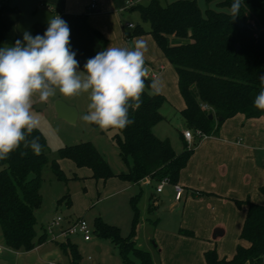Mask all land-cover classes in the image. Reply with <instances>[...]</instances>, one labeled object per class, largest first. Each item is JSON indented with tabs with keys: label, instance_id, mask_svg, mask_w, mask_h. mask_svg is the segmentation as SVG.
<instances>
[{
	"label": "trees",
	"instance_id": "trees-1",
	"mask_svg": "<svg viewBox=\"0 0 264 264\" xmlns=\"http://www.w3.org/2000/svg\"><path fill=\"white\" fill-rule=\"evenodd\" d=\"M200 1L176 0L162 5L159 0H150L146 6L138 4L129 10L139 11L142 20L149 24L147 33L174 67L185 103L181 117L188 129L200 131L201 139L217 136L223 123L235 116L259 119L264 115V111L254 106L261 90L260 76H264V0H242L239 15L234 19L230 14L233 0H202L204 8ZM7 10L13 11L8 0H2L0 44L14 46L16 41L3 17ZM145 33L138 26L132 37ZM95 34L106 45L105 38L98 32ZM145 83L140 108L128 112L133 123L116 128L120 133L115 137L119 155L126 163L131 160L126 172L114 174L91 143L60 148V158L72 161L78 168L90 169L95 180L107 181L117 176L121 181L139 184L146 179L160 182L168 178L171 185L178 184L193 148L185 145L182 153H176L168 139L154 133V127L164 120L161 109L166 98L160 93L150 95L152 81L145 79ZM210 114L214 117L212 121L208 119ZM34 137L39 138L41 145L39 155L21 143L8 158L0 159V228L6 247L14 251L30 252L47 241L46 234L38 235L36 231L35 216L42 205L47 142L38 129L27 136L29 140ZM22 152L27 155H21ZM52 170L58 179L64 178L57 162L52 163ZM140 196L131 198L134 218L129 237L123 238L118 227L100 218L96 221L97 232L118 246L124 264H154L148 252L133 245L139 226ZM153 199L154 195L149 214L157 205ZM63 200L70 205L68 195L60 202ZM245 203L248 209L240 239L248 245H239L231 259L219 258L215 249L208 251L206 264H264V205ZM182 232L193 236L191 231ZM58 244L72 264L79 263L81 255L75 245Z\"/></svg>",
	"mask_w": 264,
	"mask_h": 264
},
{
	"label": "crops",
	"instance_id": "crops-1",
	"mask_svg": "<svg viewBox=\"0 0 264 264\" xmlns=\"http://www.w3.org/2000/svg\"><path fill=\"white\" fill-rule=\"evenodd\" d=\"M94 2L96 9L91 11L89 8ZM127 2L128 0H43V8L67 22L70 28V48L76 53L79 68L84 67L89 58L110 46L133 49L136 40L142 39L147 46L144 59L148 74L145 79L159 80L164 85L166 79L172 77L176 83V92L181 97L177 73L153 37L150 34L132 37L134 33L131 35L129 30L135 31V26L120 23V14L129 10ZM19 18L17 11L4 17L13 37L16 36L14 31L19 26ZM46 30L47 27L36 24L29 33L33 37L42 36ZM95 32L105 38L106 45L99 42ZM179 106L181 111L185 107L182 97ZM156 127L157 125L154 133L157 135ZM187 130L193 134L192 144L183 137V132ZM179 137L182 143L180 153L184 151L185 145L193 148V152L178 182L185 189V194L180 202L174 200L175 203L172 204L174 212L180 215L178 226L163 227L162 220L157 218L154 226L152 225L153 229L140 223L138 230H144L145 239L139 242L137 239L136 244L139 249L150 254L154 264H206L205 255L213 249L217 251L219 258L231 259L239 245H248L240 239L248 209L245 202L264 205V115L259 119H246L243 115L228 119L220 127L217 136L200 139L196 132L186 128L179 131ZM143 185L152 183L150 179L139 184L124 182L122 189ZM167 193L171 195L165 188L161 196L166 197ZM238 201L242 204L239 205ZM159 205H166L161 198ZM182 231H191L193 236L185 235ZM62 238L64 237L53 242H65ZM47 242L48 240L30 252L40 251ZM97 250L100 251V248L97 247ZM19 252L15 251L17 256ZM2 254L3 252L0 256ZM46 254L60 263L59 251Z\"/></svg>",
	"mask_w": 264,
	"mask_h": 264
},
{
	"label": "rangeland",
	"instance_id": "rangeland-1",
	"mask_svg": "<svg viewBox=\"0 0 264 264\" xmlns=\"http://www.w3.org/2000/svg\"><path fill=\"white\" fill-rule=\"evenodd\" d=\"M159 1L162 5H167L174 0ZM149 2L150 0H143L140 4L146 6ZM200 5L204 8L202 0L200 1ZM11 12L9 10L4 11L3 17L5 15L9 16ZM120 23L125 26L132 24L135 26V29L140 26L146 32L140 36L149 35L147 33L149 24L142 20L137 10L123 11L120 14ZM129 31L131 35L134 33V29ZM14 32L18 38L16 39V36H14L15 41L20 40L23 42L24 33L19 30V26L16 27ZM3 47L11 46L0 44V48ZM146 64L150 65L151 63ZM79 70L83 71L84 67L79 68ZM161 89L159 93L166 98V103L161 109L164 120L157 124L155 130L159 138L169 139L170 143L174 145V150L180 153L182 143L179 131L187 128L185 121L180 116L181 109L179 102H181V97L176 92V83H174L172 77L166 79ZM58 101H63L75 108L77 111L76 122L69 123L59 118L56 112ZM89 103L88 93L68 97L57 90L56 94L49 97L46 101H41L38 94L32 97V114L39 120V126L36 129L46 139V153L48 157V162L42 171V205L35 211L37 219L36 231L38 235L46 234L48 242L40 251H20L17 256L14 250L6 247L0 228V246L3 248L0 264H49L50 261L56 260L54 258L50 259L46 254L50 251H59L61 257L60 264H72L69 255L56 243L58 240L55 238H60L61 231L59 228L53 226V221L58 217L74 221L83 217L92 230L91 242H85L81 235L62 238L66 243L70 242V244L76 246L81 255V260L78 264H124L118 246L110 239L101 237L97 232L96 221L100 218L105 223L118 227L123 238L129 237L134 218L131 198L138 194H141L137 203L139 224L143 223L144 225L145 223L146 226L153 229L152 225L154 226L155 220L161 219L163 227L171 228V226H178L180 215L175 213L172 208V204L175 201L174 190L171 186L166 187L171 193L169 197H162L161 194L156 193L159 181L150 180L152 185H143L142 187L131 186V188L122 189L124 182L117 176L108 179L106 182L95 180L92 178L90 169L78 168L72 161L60 158L58 154L60 148L81 143H91L105 158L114 174L126 172L128 164H131L130 158L128 159V163H126L119 155L115 137L120 135V133L116 128L101 129L98 125L83 120L84 115L88 114ZM53 162L59 164L60 169L64 173V178L58 179L56 177L52 170ZM151 194L154 195L152 201H155L157 205L153 213L149 214L147 210L151 202ZM65 195H68L70 205L65 200L60 202ZM160 198L166 204L163 207L159 205ZM62 225L67 226V222H63ZM138 232L139 230L133 239L135 248H138L136 244L137 239L138 242L145 239L144 230ZM127 242L125 241L124 243ZM97 247L100 248V251L97 250ZM128 247H132V244Z\"/></svg>",
	"mask_w": 264,
	"mask_h": 264
},
{
	"label": "clouds",
	"instance_id": "clouds-1",
	"mask_svg": "<svg viewBox=\"0 0 264 264\" xmlns=\"http://www.w3.org/2000/svg\"><path fill=\"white\" fill-rule=\"evenodd\" d=\"M242 0H233L230 14L237 17ZM45 33L23 34V42L0 48V159L23 143L39 155V138H27L39 126L32 114V97L41 101L54 96L57 90L72 97L88 93V114L83 120L101 129L125 128L133 123L129 109L141 106L148 68L145 66L146 42L137 39L133 49L108 47L89 58L79 70L76 53L70 48V28L61 17L49 20ZM254 106L264 111V76ZM161 82L153 80L150 95L161 91ZM21 155H27L22 152Z\"/></svg>",
	"mask_w": 264,
	"mask_h": 264
},
{
	"label": "water",
	"instance_id": "water-1",
	"mask_svg": "<svg viewBox=\"0 0 264 264\" xmlns=\"http://www.w3.org/2000/svg\"><path fill=\"white\" fill-rule=\"evenodd\" d=\"M8 7L20 14L19 30L22 33L29 32L31 27L36 24L48 28L49 20L54 17V14L50 10L43 8V0H8ZM56 112L59 118L69 123H74L77 120V111L75 108L67 105L63 101L57 102ZM208 119L212 121L214 119L213 115L210 114ZM169 196V193H167L166 197Z\"/></svg>",
	"mask_w": 264,
	"mask_h": 264
},
{
	"label": "built area",
	"instance_id": "built-area-1",
	"mask_svg": "<svg viewBox=\"0 0 264 264\" xmlns=\"http://www.w3.org/2000/svg\"><path fill=\"white\" fill-rule=\"evenodd\" d=\"M142 0H128L127 2V8L130 9L138 4L141 3ZM1 6V5H0ZM91 11L96 9V3H92V5L89 8ZM130 27H133L130 25ZM196 134L201 137L200 131H197ZM183 137L184 139L189 143H193V134L191 131H184L183 132ZM148 180V179H147ZM167 186H172L174 190V200L176 202H180L185 194V189L180 186L179 184L176 185H171L170 181L168 178H164L159 182V184L156 187V193L157 194H162L165 191V188ZM67 222V226H63V222ZM53 226L57 227L61 231L60 237H72V236H77L81 235L83 236V240L85 242H90L92 240L91 234L92 230L90 226L88 225L87 221L84 218H79L75 221H67L65 219H62L61 217L56 218L53 221ZM57 239V238H55ZM3 252V248L0 246V254ZM49 264H60L58 262H51Z\"/></svg>",
	"mask_w": 264,
	"mask_h": 264
}]
</instances>
